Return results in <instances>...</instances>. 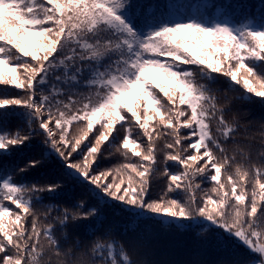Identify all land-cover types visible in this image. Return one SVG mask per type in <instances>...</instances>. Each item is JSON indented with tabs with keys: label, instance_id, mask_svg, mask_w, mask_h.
<instances>
[{
	"label": "snow or ice",
	"instance_id": "snow-or-ice-1",
	"mask_svg": "<svg viewBox=\"0 0 264 264\" xmlns=\"http://www.w3.org/2000/svg\"><path fill=\"white\" fill-rule=\"evenodd\" d=\"M221 76L228 91L239 85L241 99L264 104V0H0V264H52L53 255L56 264H85L79 237L67 248L61 238L92 217L91 264H150L133 260L110 229L96 234L101 208L135 209L137 227L152 214L197 235L219 230L226 256L216 264H264V164L237 139L244 122L230 100L221 103ZM14 118L26 127L10 130ZM113 150L124 160L102 168ZM43 168L52 170L50 183L27 179ZM157 173L168 183L151 200ZM65 182L96 203L44 205L40 194L59 197Z\"/></svg>",
	"mask_w": 264,
	"mask_h": 264
},
{
	"label": "trees",
	"instance_id": "trees-1",
	"mask_svg": "<svg viewBox=\"0 0 264 264\" xmlns=\"http://www.w3.org/2000/svg\"><path fill=\"white\" fill-rule=\"evenodd\" d=\"M172 3L177 4H196L201 3L203 0H171ZM259 0H248V3L252 5L258 4ZM194 67V66H185ZM219 92V99L221 103L225 100H230L232 108L238 114L239 119L244 122L241 127V133L237 137L242 143L251 144V161L257 164H264V157L258 155V149L260 148V141L262 137L259 135L264 128L261 127L264 124V104L260 102V98L253 97L251 101L243 100L240 97L244 94V90L237 85L236 91H228V81L225 77H219L217 84ZM15 94L18 90H11ZM227 119L231 120L232 116L229 115ZM18 127H26L22 121L18 119H12L9 124L10 130H15ZM245 128L247 131H245ZM75 130V125L73 126ZM137 130L134 128L133 134ZM251 138V139H248ZM91 139V137H90ZM164 139H167L166 137ZM164 139L157 142V148L159 149ZM34 145L33 154L40 157V147L42 143V137L37 135L33 138L32 142ZM107 148V145L104 146ZM114 152V150H113ZM163 157L162 152H158V161H161ZM138 160V158H132ZM238 159H240L238 157ZM124 160V157L120 153H115L109 158L105 159L101 163L102 168L113 167ZM7 162V161H5ZM47 164V161H45ZM157 167L161 170L164 168L163 163H158ZM168 167L171 171H177L178 165L175 162H168ZM51 169L43 168L37 171H31L27 174L29 181H38L40 184H47L51 182ZM16 179L19 181L21 175L17 174ZM201 179L202 178H198ZM223 179V176H222ZM168 177L157 173L152 177L150 184L149 199L156 200L164 192L167 187ZM201 187L208 190L212 187L210 183L203 182ZM251 189V183L248 185ZM65 192L63 195L53 198L50 193H41L40 196L43 198L44 205L56 204L59 207L71 208L72 205L80 200L85 199L89 204H95L96 201L93 199L88 192L77 186L73 188L67 182L64 183ZM176 193H169V196L175 197ZM200 193H198L199 199ZM14 207V206H13ZM36 210L39 213H43L45 208L43 205H37ZM132 210V209H131ZM106 219L104 220L103 226L98 229L97 235L103 234L107 230H111L112 238L118 241H123L131 254L133 260L144 261L147 260L150 264H216L217 261L221 260L226 256V252L219 249L216 243V233L219 230L209 229L203 232L202 235L187 230H177L172 227H165L159 220L153 218L149 219L150 216H145L140 220L139 226L137 227L136 218L129 212H116L115 214L109 208H101ZM57 213L52 212L48 219L51 220L52 216ZM43 220V215H41ZM89 224H95V217L90 218L87 221H80L81 227L77 228L73 224H69L68 232L70 239L65 242L61 238L62 248H67L69 245L75 243L77 237L81 241V249L84 252L83 260L85 264H91V256L88 254L89 241L92 239L91 236L86 232V226ZM131 224V227L136 228V231H126ZM57 226L56 235L60 238V232ZM200 231V230H198ZM228 239L229 246L235 244V241ZM237 251H242L247 256L248 253L240 245L235 244ZM77 251V257L79 258V251ZM58 258L54 255L51 256L52 264H56Z\"/></svg>",
	"mask_w": 264,
	"mask_h": 264
},
{
	"label": "rangeland",
	"instance_id": "rangeland-1",
	"mask_svg": "<svg viewBox=\"0 0 264 264\" xmlns=\"http://www.w3.org/2000/svg\"><path fill=\"white\" fill-rule=\"evenodd\" d=\"M136 210L135 209H132V210H129V212L132 214L133 212H135ZM146 216H152V214H146ZM155 219H157V220H159L158 218H155Z\"/></svg>",
	"mask_w": 264,
	"mask_h": 264
}]
</instances>
